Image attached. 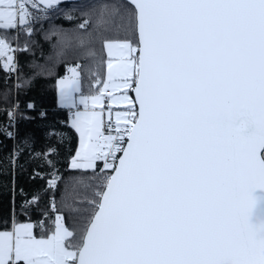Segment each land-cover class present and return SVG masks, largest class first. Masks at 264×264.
Here are the masks:
<instances>
[{
	"label": "snow or ice",
	"instance_id": "1",
	"mask_svg": "<svg viewBox=\"0 0 264 264\" xmlns=\"http://www.w3.org/2000/svg\"><path fill=\"white\" fill-rule=\"evenodd\" d=\"M63 2L0 0V30L31 37ZM111 7L93 26L106 52L93 87L102 86L84 94L79 64L56 82L79 137L68 169L87 174L93 189L84 227L70 231L53 196L49 223L15 214L0 222V264H264V229L249 223L252 193L264 189V0ZM20 51L27 47L0 35V71L14 75ZM8 115L0 131L14 141L13 162L25 150L43 157L51 171L34 170L32 179L54 193L62 178L50 159L57 149L32 153L30 136L15 142L16 116ZM39 199L25 200L22 211Z\"/></svg>",
	"mask_w": 264,
	"mask_h": 264
},
{
	"label": "trees",
	"instance_id": "2",
	"mask_svg": "<svg viewBox=\"0 0 264 264\" xmlns=\"http://www.w3.org/2000/svg\"><path fill=\"white\" fill-rule=\"evenodd\" d=\"M119 2L121 0L62 3L50 14L49 19L33 26L34 34L31 37L25 33L19 36V42L26 44L27 51L17 53L18 71L15 77L0 71V128L9 125L8 113L14 112L15 142L30 136L32 153H44L48 148L55 147L58 154L50 159L56 161L62 174L54 193L51 190L44 191L46 180L39 177L32 179L34 170L50 173V168L41 166L44 164L43 157L33 158L25 150L13 166L11 156L14 141L0 131V222L10 221L15 214L20 222L45 219L49 223L56 214L52 211L54 196L58 213L65 217V226L70 231L75 229L77 235L83 229L82 214L92 199L93 189L89 187L91 181L87 174L82 177L79 170L68 169L70 157L77 145V136L68 124V110L59 107L56 82L66 74L67 67L79 64L83 92L93 91L100 86L93 87L94 74L98 72L103 79L106 65L100 60L106 59V52L103 51L102 42L96 38L93 26L102 25L112 13L111 6ZM85 20L89 21V28L80 29L78 25ZM6 33L11 36L13 45L12 31ZM93 53L96 55L93 56ZM15 81L21 87L18 88ZM29 103L35 106L34 109L27 108ZM41 110L47 114L44 119L38 115ZM21 116L32 119H22ZM52 129L60 133L59 138L46 135ZM48 178L50 176L46 175ZM34 194L40 197L38 205L25 214L21 205ZM45 212L48 218L44 217Z\"/></svg>",
	"mask_w": 264,
	"mask_h": 264
},
{
	"label": "water",
	"instance_id": "3",
	"mask_svg": "<svg viewBox=\"0 0 264 264\" xmlns=\"http://www.w3.org/2000/svg\"><path fill=\"white\" fill-rule=\"evenodd\" d=\"M75 1L79 0H64L63 3ZM252 196L255 200V205L249 216V223L257 228L264 229V189H256ZM261 234H264V232Z\"/></svg>",
	"mask_w": 264,
	"mask_h": 264
},
{
	"label": "built area",
	"instance_id": "4",
	"mask_svg": "<svg viewBox=\"0 0 264 264\" xmlns=\"http://www.w3.org/2000/svg\"><path fill=\"white\" fill-rule=\"evenodd\" d=\"M22 33H25V31L23 29H19V30L12 31V35H13V47L19 46L21 49H24L25 47H27L26 44H22V43L19 42V36ZM16 57H17V54H16ZM16 73L14 74V77H15ZM18 84L19 83L15 81V85H18ZM105 94L107 95V93H105ZM14 109H15V107L13 108V110Z\"/></svg>",
	"mask_w": 264,
	"mask_h": 264
},
{
	"label": "rangeland",
	"instance_id": "5",
	"mask_svg": "<svg viewBox=\"0 0 264 264\" xmlns=\"http://www.w3.org/2000/svg\"><path fill=\"white\" fill-rule=\"evenodd\" d=\"M3 30H1V32H2ZM0 35H5V36H7V38L9 39V41L11 40V36L9 35V34H7L5 31H3L2 33H0ZM67 74V73H66ZM65 74V75H66ZM65 75H63L62 77H60V78H63ZM60 78H58L57 80H59ZM100 86H102V85H100ZM99 86V87H100ZM82 91H83V89H82ZM96 91V89L95 90H93V91H85V92H83L84 94H92V93H94ZM106 95V94H105ZM57 101H58V90H57ZM68 110V109H67ZM68 113H69V118H70V112H69V110H68ZM68 124H69V119H68ZM70 125V124H69ZM73 131H74V133L76 134V136H77V145H76V148H75V151H76V149L78 148V143H79V137H78V134L75 132V130L73 129ZM75 151H74V153H73V155L75 154ZM11 163H12V165L14 166V164L16 163V160H15V162H13V159H12V156H11Z\"/></svg>",
	"mask_w": 264,
	"mask_h": 264
}]
</instances>
